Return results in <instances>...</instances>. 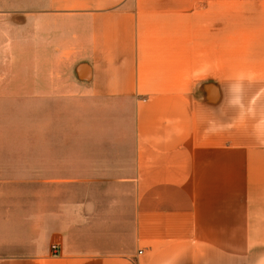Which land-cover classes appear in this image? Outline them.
I'll return each mask as SVG.
<instances>
[{"label": "crops", "instance_id": "1", "mask_svg": "<svg viewBox=\"0 0 264 264\" xmlns=\"http://www.w3.org/2000/svg\"><path fill=\"white\" fill-rule=\"evenodd\" d=\"M31 3L0 101L49 109L0 139V264H264V28L234 72L186 0Z\"/></svg>", "mask_w": 264, "mask_h": 264}, {"label": "rangeland", "instance_id": "2", "mask_svg": "<svg viewBox=\"0 0 264 264\" xmlns=\"http://www.w3.org/2000/svg\"><path fill=\"white\" fill-rule=\"evenodd\" d=\"M0 0V11L15 12L0 15V75L21 70L22 77L32 76L31 45L33 22L28 11L32 0ZM200 9L202 31L215 32L218 42L231 38L233 44V68L239 70L241 45L257 42L256 33L264 28V0H186V7ZM17 22H23L16 26ZM18 67V69H17ZM57 106L58 113L63 104ZM48 101L33 99H9L0 101V139L23 140L26 146L34 138V124L43 117ZM60 117L62 115H59ZM26 150L30 148L26 147Z\"/></svg>", "mask_w": 264, "mask_h": 264}, {"label": "built area", "instance_id": "3", "mask_svg": "<svg viewBox=\"0 0 264 264\" xmlns=\"http://www.w3.org/2000/svg\"><path fill=\"white\" fill-rule=\"evenodd\" d=\"M52 249H53V250H56V249H57V246H53Z\"/></svg>", "mask_w": 264, "mask_h": 264}]
</instances>
